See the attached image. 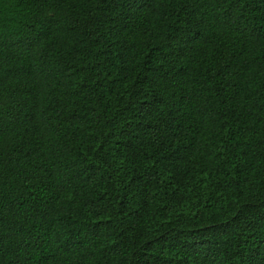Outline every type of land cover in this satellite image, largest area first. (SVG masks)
<instances>
[{
    "label": "trees",
    "instance_id": "1",
    "mask_svg": "<svg viewBox=\"0 0 264 264\" xmlns=\"http://www.w3.org/2000/svg\"><path fill=\"white\" fill-rule=\"evenodd\" d=\"M0 264H264V0H0Z\"/></svg>",
    "mask_w": 264,
    "mask_h": 264
}]
</instances>
